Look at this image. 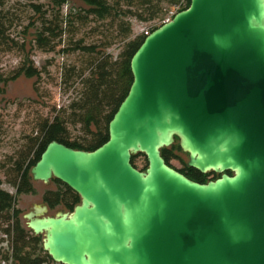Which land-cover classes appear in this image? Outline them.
<instances>
[{
    "label": "water",
    "instance_id": "1",
    "mask_svg": "<svg viewBox=\"0 0 264 264\" xmlns=\"http://www.w3.org/2000/svg\"><path fill=\"white\" fill-rule=\"evenodd\" d=\"M131 70L105 143L53 140L32 167L80 203L54 216L36 204L28 229L61 264H264V0H191ZM176 142L188 166L220 177L199 183L167 164Z\"/></svg>",
    "mask_w": 264,
    "mask_h": 264
},
{
    "label": "rangeland",
    "instance_id": "2",
    "mask_svg": "<svg viewBox=\"0 0 264 264\" xmlns=\"http://www.w3.org/2000/svg\"><path fill=\"white\" fill-rule=\"evenodd\" d=\"M60 2L61 0H0L1 23L5 24V44L0 46V74L8 79L24 64H33L40 70L39 76L21 75L13 80H0V177L2 187L14 194L16 189L11 183L15 178L14 162L28 148L31 138L38 134L44 120L53 118L58 112L69 113L67 106L79 95L82 88L79 71L87 67L88 61L99 56V53L74 50V43L80 40L86 45H96L98 52L104 50L116 59L126 42L151 31L160 23L171 20L176 11L175 7L164 5L167 14L163 19L141 21L129 14L117 20H102L89 14V6L83 0H68L64 4ZM34 4L41 7L42 13L36 11ZM136 9L133 8L134 11ZM122 22L130 24L131 27V34L126 39H123L119 26ZM42 24H67L66 32L56 39L57 46L53 51H44L35 42ZM92 130L96 131L94 127ZM70 131L73 138L91 137L81 124L70 125ZM177 143L167 149L176 156L171 163L175 167H181L183 161L188 162L189 156L187 152L173 148ZM136 162L140 170L148 163L145 154L138 155ZM34 185L33 193L20 194L17 197L21 221L26 228L27 219L23 215L36 204H46L44 194L60 187L53 180L48 183L34 181ZM60 211L69 210L63 206L49 207L46 215L54 216ZM38 236L43 243L44 234ZM0 239L4 240L0 246L8 251L11 240L1 231ZM0 264H11V261L0 257Z\"/></svg>",
    "mask_w": 264,
    "mask_h": 264
},
{
    "label": "trees",
    "instance_id": "3",
    "mask_svg": "<svg viewBox=\"0 0 264 264\" xmlns=\"http://www.w3.org/2000/svg\"><path fill=\"white\" fill-rule=\"evenodd\" d=\"M67 1L61 0L60 3L64 4ZM83 1L89 6V14L99 19L114 18L117 20L119 17L132 14L141 21L163 19L167 14V11H164V5L176 8L172 15L173 18L176 13L188 8L191 3V0ZM33 6L37 12L42 13L39 5L34 4ZM133 8L137 9L134 11ZM1 21L2 16H0V46L5 44L3 31L5 24H2ZM163 24L156 25L148 34ZM65 25L67 24H42L35 38L37 46L44 51H53L57 46L56 39L62 37L67 30ZM119 26L124 36L123 39L128 38L131 34L130 24L122 22ZM148 34L139 35L135 39L126 42L116 59L104 50L98 52L96 45H86L80 40L74 43V50L90 54L99 53V56L88 61L87 67L79 71L78 77L81 79L82 88L79 95L67 106L69 113L58 112L53 118L44 120L39 127L38 134L31 138L28 148L23 150L14 162L13 173L15 178L11 183L16 189L15 194L2 187L0 177V231L11 240L9 241L8 251L3 250L0 246L1 258L11 261V264H51L55 262L44 250L40 236L23 226L20 217L21 210L17 207V197L20 194L35 191L31 169L41 158L42 153L51 141L56 140L74 149L92 151L108 140L109 123L128 94L133 82L132 57ZM21 75L27 77L39 76L40 70L33 64H24L8 79L0 74V80H13ZM72 124H81L87 133L91 135L90 139L73 138L70 131V125ZM93 127L96 131L92 130ZM173 148L182 150L179 143L174 145ZM138 155L144 154L140 153L132 157V163L136 168H138L136 162ZM162 156L167 164L199 183H207L220 177V174L213 171L202 173L188 166V162L185 161H183L181 167H175L171 160L176 156L167 148L162 149ZM147 168L148 163L141 170ZM227 173L232 174L231 171ZM53 181L60 187L56 190L47 191L44 194V202L50 208L63 206L72 211L80 203L79 194L62 181L58 179H53ZM2 241L4 240L0 239V243Z\"/></svg>",
    "mask_w": 264,
    "mask_h": 264
},
{
    "label": "built area",
    "instance_id": "4",
    "mask_svg": "<svg viewBox=\"0 0 264 264\" xmlns=\"http://www.w3.org/2000/svg\"><path fill=\"white\" fill-rule=\"evenodd\" d=\"M174 14V13H173ZM172 17V16H171ZM170 21V20H169ZM168 22V21H167ZM166 23V22H165ZM150 31L146 32V34H148Z\"/></svg>",
    "mask_w": 264,
    "mask_h": 264
}]
</instances>
